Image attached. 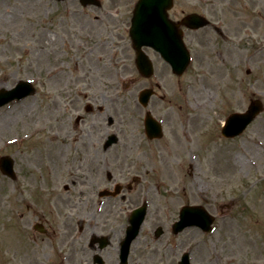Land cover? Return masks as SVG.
<instances>
[{
  "label": "rangeland",
  "instance_id": "1",
  "mask_svg": "<svg viewBox=\"0 0 264 264\" xmlns=\"http://www.w3.org/2000/svg\"><path fill=\"white\" fill-rule=\"evenodd\" d=\"M100 1V7H84L78 0H0V88L31 79L36 89L0 108V156L14 158L17 181L24 184L18 196L16 184L0 173V264H41L45 258V264H59L58 255H70L71 264H77L86 235L66 239L63 231L71 228L61 214L63 205L57 206L61 213L53 214L31 187L45 179L63 194L68 177L81 175L77 168L75 173L68 169L88 141L83 137L77 148L65 142L72 135L94 139V133L111 132L119 144L110 160L139 174L149 171L153 205L141 238L149 227L151 236L156 224L164 228L159 240H170L178 253L164 264H177L181 250L191 252V264H264V111L238 136L220 132L227 115L245 110L250 99L264 104V0H174L172 19L198 12L211 25L185 30L192 60L181 75L146 48L155 68L149 78L135 67L129 37L136 0ZM145 87H154L156 95L142 107L137 94ZM71 101L75 109L69 108ZM86 104L94 112L86 111ZM146 108L162 119L160 139L145 136ZM80 115L84 121L77 123ZM236 155L245 156L244 166L234 163ZM138 195L139 190L132 199ZM201 195L216 201L209 208L216 216L214 230L191 228L176 235L167 230L179 203ZM111 206L116 221L108 223L121 229L117 224L132 205ZM36 210L52 225L46 241L30 229ZM21 213L23 228L14 223ZM17 228L21 235L16 238ZM146 263L162 264L158 257Z\"/></svg>",
  "mask_w": 264,
  "mask_h": 264
},
{
  "label": "flooded vegetation",
  "instance_id": "2",
  "mask_svg": "<svg viewBox=\"0 0 264 264\" xmlns=\"http://www.w3.org/2000/svg\"><path fill=\"white\" fill-rule=\"evenodd\" d=\"M69 108L75 109L72 101ZM86 109L89 112H94L92 106L85 105V110ZM97 110L99 112L100 108L97 107ZM83 121L84 116L80 115L76 118L77 123ZM92 123H94L95 126L96 122H91V124ZM109 134L110 133L100 135L99 133H94V139L85 135L75 137L72 135V138H68L69 140L65 142L66 145L73 144V147L77 148L83 137L88 141L82 143L85 145L77 154V157L71 159L70 164H72V166L68 169L70 173H75V168H77L81 175H71V178L68 177L67 181L61 185L63 194L66 192L68 195L63 196V194L58 193L56 191V185L54 184L55 182L50 185L45 179H41L39 183L31 187V190L36 188L39 191L41 197L47 201L48 210L53 214L58 215L59 212L61 213V210H59L57 206L59 205L60 207V205H63V208L60 209L65 211L61 214L65 218V225L71 228H67L71 233L63 231L66 233L64 234L66 235V239L75 241L78 236L83 238L84 234L86 235L84 236L86 240L83 239L82 246L79 250L76 249L77 253L80 252L77 258V264H100L97 261L96 254H99L106 264H120L119 243L125 233L129 212L143 202H147L149 208L153 201V196L150 193L152 188L151 181L147 178L149 174L148 169H145V173L139 174L132 171L130 166L118 168L114 160H110V151L119 144V140L117 143L106 147L105 140ZM127 155L130 154H126L122 158L124 160L127 159ZM104 170L105 176H102L101 173L104 172ZM12 182L16 184L14 190H16L17 195L20 196L22 191H24V188H22L24 184L19 183L17 180ZM56 183H58V181H56ZM138 190L139 195L137 201H134L132 199V194ZM167 193L171 194L172 192L169 190ZM121 201L127 202L132 206H129L127 209L126 215L124 216L125 221L117 224L118 227H122L119 229L116 226L110 225L108 222L116 221L115 209L111 205L114 203L117 205ZM188 204L204 205L209 210L210 206H215L216 201L214 198H210V196H199L195 200L183 199L179 203V208ZM35 212L37 213L36 220L30 224V229L35 235L39 234L37 236L39 241H46L45 237L49 238L50 230L53 232L51 228L52 225L44 212L40 210H36ZM16 216L18 217L14 218V223L22 227L19 219L23 217L24 214L21 213ZM64 218H62V220ZM167 220L168 223L166 228L169 229L176 219L168 218ZM104 226H108V229L104 230ZM155 226L161 225L156 224ZM149 228L150 229L143 233L142 239V225L138 237L132 242L128 256L129 264H150L146 262H148L149 259L153 260V258L157 257L159 261L164 264L168 261V258L174 257V254H177L175 248L167 241L161 242L158 238L151 236L150 232H152L153 227ZM15 233L17 238V235H21V230L17 228ZM105 242H108V244L104 246L103 244ZM48 246L51 245H47V247ZM44 251L45 250L42 252ZM52 252L53 251L49 250V253ZM169 252L171 254H169ZM44 253L47 255V252ZM58 257L59 264H71L70 255H58ZM72 258H74L73 255L71 256V260ZM45 259L41 261V264H45Z\"/></svg>",
  "mask_w": 264,
  "mask_h": 264
},
{
  "label": "water",
  "instance_id": "3",
  "mask_svg": "<svg viewBox=\"0 0 264 264\" xmlns=\"http://www.w3.org/2000/svg\"><path fill=\"white\" fill-rule=\"evenodd\" d=\"M83 4L95 3L96 0H81ZM173 0H138L132 16L130 36L133 46L137 51L136 63L140 72L149 76L153 69L148 56L142 51V46H151L159 51L161 56L172 66V70L178 74L182 73L189 62V52L182 40V30L179 25L185 24L189 27H201L208 24V20L196 13L185 16L179 23H174L168 17L167 10L172 6ZM33 88L28 82L20 81L15 87L7 90L0 89V106L12 99H19L23 96L33 93ZM150 90H143L140 93V99L146 103L150 96ZM262 110V103L259 100L251 101L248 109L242 113H232L226 119L223 128V134L234 136L239 134L248 123ZM156 124L150 117L146 118V127L149 134L156 131ZM149 127V128H148ZM0 167L6 173L12 174V160L8 157L0 159ZM202 210V209H201ZM143 214V211L141 212ZM202 212L194 211L191 219H202ZM186 217L182 216V222ZM141 219L133 218L131 220L132 233H136ZM209 227L210 220L205 222ZM127 251L125 252L126 257Z\"/></svg>",
  "mask_w": 264,
  "mask_h": 264
},
{
  "label": "bare ground",
  "instance_id": "4",
  "mask_svg": "<svg viewBox=\"0 0 264 264\" xmlns=\"http://www.w3.org/2000/svg\"><path fill=\"white\" fill-rule=\"evenodd\" d=\"M52 41H53V38H52V37H47L46 42H47L48 44L52 43ZM205 100H208V97H207ZM23 116H24V115H23ZM27 116L30 117L31 115H27ZM244 158H245V156H244ZM244 158H242V156H240V155H236V156L234 157V163H235V164H238V165H240V166H244ZM249 161H250V160H249Z\"/></svg>",
  "mask_w": 264,
  "mask_h": 264
}]
</instances>
